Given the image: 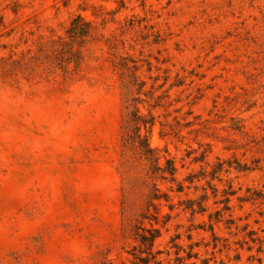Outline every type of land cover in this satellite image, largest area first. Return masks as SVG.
<instances>
[{
    "label": "rangeland",
    "instance_id": "374dc122",
    "mask_svg": "<svg viewBox=\"0 0 264 264\" xmlns=\"http://www.w3.org/2000/svg\"><path fill=\"white\" fill-rule=\"evenodd\" d=\"M141 258L264 264V0H0V264Z\"/></svg>",
    "mask_w": 264,
    "mask_h": 264
},
{
    "label": "trees",
    "instance_id": "16d2710c",
    "mask_svg": "<svg viewBox=\"0 0 264 264\" xmlns=\"http://www.w3.org/2000/svg\"><path fill=\"white\" fill-rule=\"evenodd\" d=\"M136 136H137V138L140 140V133H139V130H137V132H136ZM146 147V146H145ZM145 151L146 152H149L150 150L149 149H145ZM172 171H174L173 169H172ZM151 238V239H150ZM150 238H148V237H146L145 235H143V236H141V239L143 240V241H150V242H152V244H153V241H154V239H155V237L152 235V234H150ZM141 262H142V264H148V262H144V260L141 258V260H140ZM159 264V263H158Z\"/></svg>",
    "mask_w": 264,
    "mask_h": 264
}]
</instances>
